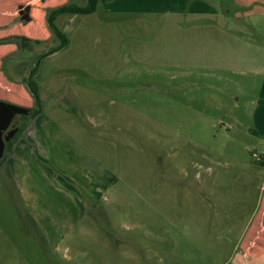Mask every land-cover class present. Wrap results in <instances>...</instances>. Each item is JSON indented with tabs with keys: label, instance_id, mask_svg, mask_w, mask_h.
<instances>
[{
	"label": "rangeland",
	"instance_id": "1",
	"mask_svg": "<svg viewBox=\"0 0 264 264\" xmlns=\"http://www.w3.org/2000/svg\"><path fill=\"white\" fill-rule=\"evenodd\" d=\"M21 2L33 3L28 25ZM66 2L87 4L10 0L4 32L0 20L2 69L16 84L0 86V99L36 109L27 86L36 67L33 129L49 137L37 145L40 166L17 169L25 194L0 161V264H226L244 201L257 196L235 190L264 173L251 132L264 74L258 13L223 44L211 37L214 0H198L202 17L66 14L55 20L60 48L46 12ZM225 46L231 66L216 52Z\"/></svg>",
	"mask_w": 264,
	"mask_h": 264
},
{
	"label": "crops",
	"instance_id": "2",
	"mask_svg": "<svg viewBox=\"0 0 264 264\" xmlns=\"http://www.w3.org/2000/svg\"><path fill=\"white\" fill-rule=\"evenodd\" d=\"M10 0H0V20L3 23L1 29L2 32L8 27L4 24L6 21L5 17H10L4 12V6L9 3ZM68 1V0H67ZM212 1V0H211ZM216 4L214 8L210 9V28H211V37L217 39L223 44L224 38H234L238 36L242 31H245V25L249 24L247 17L250 15H258V22L252 26L256 29L264 38V0H214ZM25 6H29L26 2H21ZM31 4L30 3V17H31ZM67 4L64 3L62 5ZM60 5V6H62ZM36 6V5H34ZM198 5V0H99L97 10L109 12L107 17H110L112 14L117 13H144L146 12H155V13H168L171 15H181L184 13H192L194 17L206 16V10L202 8H196ZM256 8V11L254 10ZM252 13V14H251ZM45 16V13L43 14ZM18 16V13H16ZM9 20V19H8ZM32 22V18H31ZM30 22V23H31ZM29 23V24H30ZM28 25V24H27ZM1 26V25H0ZM6 26V27H5ZM0 31V32H1ZM236 34V35H235ZM240 37V36H238ZM227 46V44H226ZM225 46V52L223 53L221 49H218L216 52L219 55L224 54V60L226 63H229L231 66L232 61V48L228 50ZM4 43L1 41L0 44V86L6 90H10L11 86L16 87L14 82L9 80V75L3 72L4 64L1 62L3 57ZM216 50V49H215ZM3 51V52H2ZM1 99L2 96H0ZM0 99V101H2ZM260 109L259 116L256 115V112ZM41 114V113H40ZM37 115L35 118L26 120L27 122L20 128L21 131L15 140L12 148L9 153L2 160L3 162L8 161L10 164L9 168L6 169L7 173L10 176L17 180L16 188L21 193L24 192V184L22 177H18L17 169H20L22 172L32 173L34 169L31 166H26L25 161L31 162L33 167H39L40 164L34 160V156L37 157V145H43L44 142H48V134L45 130L33 129L34 126L39 122L41 116ZM252 121V133L257 131L259 133V142L264 148V74L261 84V88L258 93V100L256 110L253 113ZM259 117V118H258ZM29 122V123H28ZM45 148H43L44 150ZM258 163V166L264 170V156L263 158H256L255 160ZM1 166V164H0ZM25 168V169H24ZM243 184L235 190V194L244 199L251 198L253 195V189L257 191V196L255 203L250 206L248 200L244 201L245 210L243 209L240 213L241 219L243 221L242 229L243 234L240 241L236 242L232 255L226 264H264V173L256 177L253 181L249 177H244ZM36 214V213H35Z\"/></svg>",
	"mask_w": 264,
	"mask_h": 264
},
{
	"label": "trees",
	"instance_id": "3",
	"mask_svg": "<svg viewBox=\"0 0 264 264\" xmlns=\"http://www.w3.org/2000/svg\"><path fill=\"white\" fill-rule=\"evenodd\" d=\"M99 0H87L85 7H79L74 4H65L57 7L54 10L46 12V25L50 33L54 34L61 40L60 48L67 45L66 37L55 26L57 17L66 14L74 15H91L96 12ZM18 19L22 25H27L31 22L30 7H18ZM25 40V39H24ZM55 52V51H54ZM53 53V52H52ZM51 54V53H50ZM36 74V67L33 68L27 79V86L38 106L36 109L18 106L5 101H0V161L9 153L15 140L17 139L21 129L16 127L14 120L19 117L21 119L30 120L41 113L40 100L38 96L39 87L33 81ZM261 165H264L261 163Z\"/></svg>",
	"mask_w": 264,
	"mask_h": 264
},
{
	"label": "built area",
	"instance_id": "4",
	"mask_svg": "<svg viewBox=\"0 0 264 264\" xmlns=\"http://www.w3.org/2000/svg\"><path fill=\"white\" fill-rule=\"evenodd\" d=\"M254 158H257L256 156H254Z\"/></svg>",
	"mask_w": 264,
	"mask_h": 264
}]
</instances>
